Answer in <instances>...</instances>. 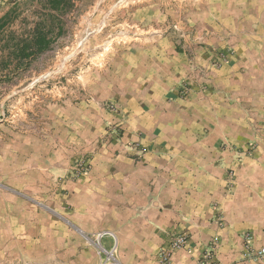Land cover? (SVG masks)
Returning <instances> with one entry per match:
<instances>
[{
    "label": "rangeland",
    "instance_id": "374dc122",
    "mask_svg": "<svg viewBox=\"0 0 264 264\" xmlns=\"http://www.w3.org/2000/svg\"><path fill=\"white\" fill-rule=\"evenodd\" d=\"M37 32L42 48L15 52ZM169 130L264 148V0H0V215L72 212Z\"/></svg>",
    "mask_w": 264,
    "mask_h": 264
},
{
    "label": "crops",
    "instance_id": "0c3cea01",
    "mask_svg": "<svg viewBox=\"0 0 264 264\" xmlns=\"http://www.w3.org/2000/svg\"><path fill=\"white\" fill-rule=\"evenodd\" d=\"M146 142L141 161L111 167L72 212L0 215V264H104L103 247L113 246L120 258L111 264H161L180 233L187 245L166 264H200L210 250L224 264H264L245 250L248 235L264 243V148L238 159L171 130ZM97 188L111 190L110 200L90 197Z\"/></svg>",
    "mask_w": 264,
    "mask_h": 264
},
{
    "label": "built area",
    "instance_id": "2783aa9c",
    "mask_svg": "<svg viewBox=\"0 0 264 264\" xmlns=\"http://www.w3.org/2000/svg\"><path fill=\"white\" fill-rule=\"evenodd\" d=\"M247 244L245 246V250L246 255L249 256L252 259H261L264 257V243L261 244L260 246L256 247L253 246V244L251 243V237L248 235L247 236ZM187 244V237L185 235H181V234H177L175 235V237L172 240V250H178L181 249L182 247L186 246ZM170 251H162L160 253V257H161V261H169L170 260V255L171 252ZM201 264H212L210 257L205 256L204 259L202 260Z\"/></svg>",
    "mask_w": 264,
    "mask_h": 264
},
{
    "label": "trees",
    "instance_id": "16d2710c",
    "mask_svg": "<svg viewBox=\"0 0 264 264\" xmlns=\"http://www.w3.org/2000/svg\"><path fill=\"white\" fill-rule=\"evenodd\" d=\"M45 36L43 37V33H41V32L38 33L37 32V34L34 35L32 38L23 41L22 45L18 44L17 47H19V49H17L15 52L19 51V52H22L23 54L26 53L27 54L26 56H28L29 54L34 53L39 48H42V46H43V44L45 43V40H46Z\"/></svg>",
    "mask_w": 264,
    "mask_h": 264
}]
</instances>
